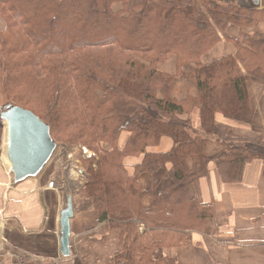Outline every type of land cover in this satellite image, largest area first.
I'll list each match as a JSON object with an SVG mask.
<instances>
[{
    "label": "trees",
    "instance_id": "obj_1",
    "mask_svg": "<svg viewBox=\"0 0 264 264\" xmlns=\"http://www.w3.org/2000/svg\"><path fill=\"white\" fill-rule=\"evenodd\" d=\"M261 22L264 9L237 0H0V88L5 105L33 112L57 143L82 148V192L107 230L140 239L137 220L153 229L149 251L186 244L176 231L202 228L214 216L210 205L187 196L208 177L211 162L223 183L235 184L249 163L264 160V150L249 147L231 128L227 135L235 141L216 139L230 151L205 155L216 115L251 123L248 79L264 81V33L246 30ZM230 27L239 29L237 37L228 35ZM221 35L235 55L204 63ZM169 56L176 57L178 75L192 65L187 76L195 95L174 96L176 76L158 69ZM196 111L199 130L191 119ZM164 138L173 142L171 150L153 152ZM161 173L170 180L165 189H140L137 176ZM128 251L115 261L135 264L134 250Z\"/></svg>",
    "mask_w": 264,
    "mask_h": 264
},
{
    "label": "crops",
    "instance_id": "obj_2",
    "mask_svg": "<svg viewBox=\"0 0 264 264\" xmlns=\"http://www.w3.org/2000/svg\"><path fill=\"white\" fill-rule=\"evenodd\" d=\"M263 3L264 0H261L262 8ZM241 4L253 9L254 1L243 0ZM246 32L263 34L264 23ZM239 33L236 27L228 29L231 37H237ZM221 38L222 42L213 48L211 62L236 53L235 46H231L233 43L222 35ZM248 86L251 123L228 120L218 114L216 134L221 140H226L224 134L231 128L248 146L255 147L264 144V81L249 78ZM196 93V87L192 86L178 91V94L176 90L173 91L174 96L180 99ZM195 118H199L196 112L191 117L192 121ZM199 128L195 127L197 130ZM127 138L128 135L123 136L121 145ZM172 146L173 142L164 138L159 148L151 150L157 153L169 152ZM222 150L223 146L215 141L208 144L205 155L213 159ZM4 153L2 148L0 264L15 263L18 257H24L34 264L52 260H60L61 264H127L125 259L115 261V257L122 253L128 255L131 248L135 252V264H152L150 260L159 261L163 258L172 259L176 264H264V160L249 163L243 181L235 184L223 183L215 163H211L208 177L190 186L187 196L201 204L210 205L214 216L202 228L176 231L179 235L187 236L188 243L167 245L153 251L147 249L153 245L151 227L148 229L145 224L135 220L139 223L140 239H136L135 235L128 238L121 230H107V223H99V213L90 199L82 195L83 189H80L76 195H71L75 215L71 221V256L65 259L60 253V214L66 202L60 188L62 176L57 173L53 159L36 178L16 183ZM129 161L131 164L138 162L136 159ZM137 183L145 191L153 186L165 189L170 180L163 173L143 174L137 176ZM152 204L150 197L143 201L147 209Z\"/></svg>",
    "mask_w": 264,
    "mask_h": 264
},
{
    "label": "water",
    "instance_id": "obj_3",
    "mask_svg": "<svg viewBox=\"0 0 264 264\" xmlns=\"http://www.w3.org/2000/svg\"><path fill=\"white\" fill-rule=\"evenodd\" d=\"M253 1V9H260L261 0ZM1 119L5 130L7 128V158L15 182L36 178L58 150L50 126L33 112L13 104L3 107ZM74 215L73 197L69 195L60 214V253L65 259L71 256V221Z\"/></svg>",
    "mask_w": 264,
    "mask_h": 264
},
{
    "label": "rangeland",
    "instance_id": "obj_4",
    "mask_svg": "<svg viewBox=\"0 0 264 264\" xmlns=\"http://www.w3.org/2000/svg\"><path fill=\"white\" fill-rule=\"evenodd\" d=\"M237 1L241 3L243 0H237ZM197 5L199 7H202L201 3L197 2ZM263 9H264V3H263V8L261 7L260 9H257V10H263ZM261 23H263V22H261ZM2 25H3V23H2ZM232 45L233 44H231V46ZM202 59L205 62H211L213 60V49L211 51H209L207 54H205L202 57ZM158 69L162 73L172 74V75L176 76L175 81L173 83V91L176 90L177 94H178V91L188 89L191 86L195 87L194 84L189 79V77L187 76L188 73L192 70V65L184 66L183 72H181L180 75H178L177 74V72H178L177 71V61H176L175 56H169L164 62L159 64ZM5 104H7V100H6V97L3 93L2 88H0V106L2 107ZM2 108H1V110H2ZM196 114H198L197 111H196ZM192 122H193V126H195L196 128H198L200 126L199 118L193 119ZM5 134H6V130H5V126H4L3 136H2V144H1L0 150L2 148H4ZM216 139L221 140L215 132V137L212 138V142H215ZM224 139H227L228 141H235V139L233 140L232 138H230L227 135V131L224 134ZM221 141H225V140H221ZM212 142H210V143H212ZM57 145H58V150H57L55 156L53 157L52 162L55 164V168H56L57 173L60 175V177L62 176V178H61L62 180H61V184H60L61 194L63 195V198H64L65 202L67 203L68 196L72 195V194H73V196L76 195L77 191L80 189H83L81 187H84V185L86 184V182H87V178L85 177L86 169H85V164L81 158L82 148L79 145L65 144V143H57ZM160 146L161 145H159L158 147L152 148V149L159 148ZM222 146H223V150H222L221 154H223L224 152L230 151V149L227 146H224V145H222ZM249 147H251V146H249ZM252 148H255V149L258 148V149L264 150V146L259 145V144L255 147L252 146ZM86 153L91 154V152H89L88 150L86 151ZM211 163H214V162H211ZM81 193L83 196H85L83 194L82 190H81ZM85 197H87V196H85ZM90 201H91V199H90ZM149 228L150 227H148V229Z\"/></svg>",
    "mask_w": 264,
    "mask_h": 264
},
{
    "label": "built area",
    "instance_id": "obj_5",
    "mask_svg": "<svg viewBox=\"0 0 264 264\" xmlns=\"http://www.w3.org/2000/svg\"><path fill=\"white\" fill-rule=\"evenodd\" d=\"M12 264H34V263L29 262L24 257H18L16 262L12 263ZM39 264H61V261L60 260H52V261H49V262H42V263H39Z\"/></svg>",
    "mask_w": 264,
    "mask_h": 264
},
{
    "label": "bare ground",
    "instance_id": "obj_6",
    "mask_svg": "<svg viewBox=\"0 0 264 264\" xmlns=\"http://www.w3.org/2000/svg\"><path fill=\"white\" fill-rule=\"evenodd\" d=\"M6 127H7V124H6ZM6 131H7V128H6ZM7 133L5 134V144H4V154H5V160H6V163L8 165V167L11 169V164L7 158Z\"/></svg>",
    "mask_w": 264,
    "mask_h": 264
}]
</instances>
